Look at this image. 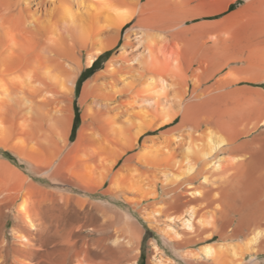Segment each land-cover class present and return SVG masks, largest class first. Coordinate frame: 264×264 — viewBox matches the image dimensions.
Segmentation results:
<instances>
[{
    "label": "bare ground",
    "instance_id": "6f19581e",
    "mask_svg": "<svg viewBox=\"0 0 264 264\" xmlns=\"http://www.w3.org/2000/svg\"><path fill=\"white\" fill-rule=\"evenodd\" d=\"M0 151V264H259L264 0H0Z\"/></svg>",
    "mask_w": 264,
    "mask_h": 264
},
{
    "label": "rangeland",
    "instance_id": "374dc122",
    "mask_svg": "<svg viewBox=\"0 0 264 264\" xmlns=\"http://www.w3.org/2000/svg\"><path fill=\"white\" fill-rule=\"evenodd\" d=\"M242 1H237L235 3H233V5H231V7L229 8L228 11H231L233 9H235ZM227 11V12H228ZM202 19H194V20H188L186 22L187 25H190L192 23H196L198 21H200ZM127 28V27H126ZM188 38H191V37H188ZM122 40H120L119 44L113 49V50H110L107 55L103 56L102 58H100L97 63L95 64V68L92 70V72H88L87 73V78H89L92 74H94L95 72H97L99 69L103 68L104 67V62L113 54L117 51L120 43H121ZM200 43V40L198 39V41L196 42L195 46L193 47L192 51L193 50H196L198 49L197 52H194L195 54H199L200 50H199V47L196 48V46ZM189 53L188 57H190L191 59V54H194V53ZM87 69V67L84 66L83 64V67H82V70H81V73L84 72V70ZM81 73L79 74V76L81 75ZM90 73V74H89ZM84 79V80H85ZM83 80V81H84ZM83 81L81 82L80 86H79V89L78 91H76V87L74 89V92H73V95L71 97V107H72V110H73V117H74V113H75V110L78 112V124H77V127L74 131V133L72 134L71 133V136H70V140H73L76 136V133H77V130L81 124V110H80V107L78 106V96H79V93H80V90H81V87H82V83ZM44 105H47L45 106V110L43 109L41 112V114H36V117H34V122L33 125L34 127H40V128H43L44 131L48 132V122H47V113L55 106V103L54 102H46L43 104ZM37 124V125H36ZM72 124H73V121H72ZM36 125V126H35ZM167 128V127H165ZM164 128H162L163 130ZM161 129L159 130H156L154 132H149V133H146L144 135H142L140 138H139V144L142 145L146 139L150 138V137H154V136H158L159 133H160ZM149 136V137H148ZM160 145H162V140L158 138V140H156ZM186 143V142H185ZM184 143V144H185ZM152 142H149V145H151ZM139 147L136 148L135 150L129 152L128 154H131V153H134V152H137L139 151ZM0 160H4V161H7L11 166L21 170L22 172H24L25 174H28L25 169H24V166L21 165L19 163V161L17 160V158L12 155L10 152H3V151H0ZM122 160H120L121 162ZM119 162V163H120ZM75 194V193H74ZM131 214L133 215V217L135 218V220L137 221V223L139 224V227L144 231V236H143V239H142V251H141V257L139 259V264H146V260H147V254L150 250V241L153 240V239H159V237H157V234L156 232L149 227L148 223L144 220H142V218L140 217V215L136 212H133V211H130ZM133 212V213H132ZM260 262L259 264H264V257H260Z\"/></svg>",
    "mask_w": 264,
    "mask_h": 264
},
{
    "label": "trees",
    "instance_id": "16d2710c",
    "mask_svg": "<svg viewBox=\"0 0 264 264\" xmlns=\"http://www.w3.org/2000/svg\"><path fill=\"white\" fill-rule=\"evenodd\" d=\"M108 52H109V51L104 52V53L100 56V58H102L103 56L107 55ZM100 58H99V59H100ZM99 59H98V60H99ZM98 60H96V61L93 63V65H92L91 67L85 69L84 72L81 73V75H80L79 78H78L77 84H76V91H78L81 82H82V81L88 76L87 73H88V72H92V70L95 68V64L97 63ZM89 74H90V73H89ZM78 118H79V117H78V112L75 110L74 117H73L72 129H71V133H72V134L74 133V131H75L76 127H77V124H78Z\"/></svg>",
    "mask_w": 264,
    "mask_h": 264
},
{
    "label": "crops",
    "instance_id": "0c3cea01",
    "mask_svg": "<svg viewBox=\"0 0 264 264\" xmlns=\"http://www.w3.org/2000/svg\"><path fill=\"white\" fill-rule=\"evenodd\" d=\"M196 68H197L196 62L195 63H191V65L189 66L188 75L191 76V74H196V72L191 73L192 70H194ZM191 88H192V83L189 82V84H188V90H191Z\"/></svg>",
    "mask_w": 264,
    "mask_h": 264
}]
</instances>
